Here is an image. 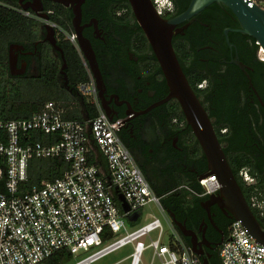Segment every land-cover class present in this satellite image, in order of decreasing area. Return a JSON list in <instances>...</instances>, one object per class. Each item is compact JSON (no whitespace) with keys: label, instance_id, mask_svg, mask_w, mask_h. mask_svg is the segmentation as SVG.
Instances as JSON below:
<instances>
[{"label":"built area","instance_id":"obj_1","mask_svg":"<svg viewBox=\"0 0 264 264\" xmlns=\"http://www.w3.org/2000/svg\"><path fill=\"white\" fill-rule=\"evenodd\" d=\"M246 1L264 9V0ZM153 3L160 15L172 9L163 0ZM15 10L38 18L21 8ZM48 23L55 28L57 40L70 41L81 55L88 80L78 84L76 92L95 106L98 114L84 121L69 119L64 102L49 101L29 119L0 120V264H42L62 250L73 256L69 264H94L128 245L133 249L128 256L130 264H140L147 250L152 251L151 264H202L170 219L173 234L167 236L156 216L139 224L150 204L166 213L160 197L123 141L121 120H110L102 109L96 79L76 33L51 20ZM260 53L264 55L262 50ZM31 131L58 133L60 141L22 144V137ZM61 157L71 163L61 178L22 191L20 184L28 179L32 158ZM100 157L106 161V171L90 161ZM200 184L203 195L220 189L216 176L205 177ZM119 194L129 211H123ZM135 212H140L138 220L129 221ZM219 256L222 264H264V245L250 235L241 220H233Z\"/></svg>","mask_w":264,"mask_h":264},{"label":"flooded vegetation","instance_id":"obj_2","mask_svg":"<svg viewBox=\"0 0 264 264\" xmlns=\"http://www.w3.org/2000/svg\"><path fill=\"white\" fill-rule=\"evenodd\" d=\"M107 1L110 2L85 0L81 4V25L85 26L83 34L86 37L87 34L91 36L95 43L94 49L99 55V65L105 82L104 94L102 98L99 97L101 107L115 120H121L120 134L142 171H146L147 175H158L159 181L162 176V181L167 186L177 185V174L180 175L179 188L195 204V208L193 212L184 208L179 214L173 213L177 221L197 233L200 242L209 243V247L202 246L200 260L203 264L204 258L210 254L209 264H212L211 252L221 246L218 244L222 239L228 237L229 225L234 219L230 217L225 206L214 202L215 199H220V189L211 195H203V188L202 191L196 189L200 184V176L210 173L208 161L187 121L179 123L174 119L169 123L168 109L178 101L171 99L158 104L167 97L169 89L147 37L146 41L143 38L142 34L145 33L136 20L130 3V9L122 8L116 12L118 17L129 19L128 23L113 26L97 18L109 15L110 6ZM169 1L172 9L162 15L165 19L182 13L176 12L177 1L181 5L186 3V0ZM11 4L18 5L22 10L21 5L42 9V13L48 14L50 19L56 15L54 8L62 7L73 15L76 6L75 0H0V5ZM28 11L37 17L31 9ZM228 13L224 5L213 4L206 8L183 33L174 35L173 47L190 85L193 75L200 70L213 76L204 78L197 84V88L203 91L215 87L213 94L199 96V93H195L206 111L209 108L215 113L211 120L219 142L243 196L258 220L257 216L264 218V150L260 148L261 152H257L254 145L259 142L264 145V102L254 80L264 81V66L254 67L242 59L237 42L243 44L246 38L241 33L236 38L237 42H232L229 36L232 31L228 32L229 42L227 41L225 30L237 29L227 25L229 21H233ZM36 19L43 26L44 19ZM94 19L98 20V33L94 24L86 26ZM41 43L49 44L44 39ZM185 46L190 48V55H182L181 50ZM52 50L53 53L56 52L53 47ZM15 52L18 55L19 68L24 62L28 63V70L24 75L35 74L32 71H37V61L41 60V53L37 50L26 51L25 47L24 50ZM261 55L259 50L257 59L264 61V55ZM236 57L246 66L254 89L242 69L232 62ZM219 69L226 74L216 78L211 73ZM245 83L248 89L243 88ZM236 151L250 153L253 163L237 169L234 160L229 156ZM254 201L261 203V206L255 205ZM204 204L209 206V212ZM167 215L173 223L169 213Z\"/></svg>","mask_w":264,"mask_h":264},{"label":"trees","instance_id":"obj_3","mask_svg":"<svg viewBox=\"0 0 264 264\" xmlns=\"http://www.w3.org/2000/svg\"><path fill=\"white\" fill-rule=\"evenodd\" d=\"M190 0H186L184 5H181L179 1L176 2V12L180 13L187 9ZM109 8V15L97 16L99 20L106 21L113 26L124 25L128 23L129 19L120 18L116 15V12L122 8H129L128 0H110L107 1ZM18 5H0V120L10 121L18 119H29L35 113L39 112L45 103L49 101L64 102L67 107L66 118L74 119L78 121H84L87 117H94L98 114L95 106L91 105L82 99L76 92L78 84L88 80V73L83 64L81 55L77 51L76 47L63 37L58 40L59 46L63 49L67 64V77L69 81V89L64 86V81L60 75V70L63 65L61 55L57 52H52V47L49 44H42L41 40L44 39V31L42 29L41 22L33 17L25 16L15 10ZM56 15L51 17V21L57 23L63 28L73 30L72 20L73 15L62 7L54 8ZM228 14L233 18V21H229L227 25L232 27H240V24L234 14L227 8ZM229 16V17H230ZM86 19V18H85ZM88 19V18H87ZM86 19V20H87ZM246 38L243 44L237 42V37L240 33H229L230 40L237 42L241 57L244 61L248 62L252 66L262 65L264 61L257 59V54L260 50L257 41L249 35L241 33ZM143 38L146 39L144 34ZM87 37L93 42L91 36L87 34ZM12 44L22 45L26 51H35L41 53L42 58L38 60L37 71L33 75L24 76H11L9 72V47ZM190 48L185 46L182 48V55H190ZM97 53V52H96ZM98 61L100 62L99 55L97 53ZM159 67V66H158ZM214 76L226 74L221 69L212 72ZM210 73L205 71H198L193 75V82L191 85L195 92L200 96L204 94L209 96L214 93L215 87L208 90H199L197 84L204 78H212ZM255 85L260 93L262 101L264 102V81L254 80ZM244 89H248L247 83L243 86ZM238 91L240 89H237ZM258 105L261 103L257 101ZM237 100L235 105H237ZM248 104V103H247ZM214 104H212L213 106ZM217 104H215L216 106ZM225 105V104H222ZM222 105H220L222 107ZM226 106V105H225ZM210 118L213 120L215 113L212 109L208 108ZM169 123H172L174 119L178 122L186 121L184 114L181 111V107L178 102L171 104L168 109ZM122 137V136H121ZM123 141L126 140L122 137ZM60 141V135L58 133L45 134L40 131H31L25 137H22L21 143H36L51 145ZM257 152L264 150V145L258 143L254 145ZM228 153V150H227ZM236 165V168L245 166L246 164H252V156L247 151H236L229 155ZM90 161L97 165H102L106 171V161L103 157H100L98 161L93 158ZM71 168V163L64 158H32L28 167V179L26 182L20 184L22 191H30L34 186H41L44 181H54L61 178L63 174ZM148 181L150 182L154 192L160 197L161 205L167 212H176L179 214L182 209L188 208L190 211H194V205L192 201L186 198V194L179 188L181 184L180 175L177 174L179 180L175 186H167L164 178L161 176V180L157 178L158 175H147L146 171H143ZM163 178V179H162ZM198 191H202V186L198 184L196 188ZM248 202H250V195L248 196ZM258 220L262 226H264V218L259 216ZM184 219V217H182ZM232 222H230L231 225ZM134 225L133 223H131ZM229 225V226H230ZM175 229L181 235L185 243L191 245L190 240L184 237L179 229L175 226ZM218 247L212 251V264H222L219 256ZM73 261V256L66 250L58 251L51 258L46 260L47 264H69Z\"/></svg>","mask_w":264,"mask_h":264},{"label":"water","instance_id":"obj_4","mask_svg":"<svg viewBox=\"0 0 264 264\" xmlns=\"http://www.w3.org/2000/svg\"><path fill=\"white\" fill-rule=\"evenodd\" d=\"M85 0H75L76 6L73 9V30L78 37V43L87 61L97 83L99 97L102 98L105 91V82L100 69L97 53L92 45V42L83 34L82 9L81 4ZM136 20L145 33L151 48L159 62L161 70L166 79L169 93L160 103L168 102L171 99H176L181 107L188 125L191 127L199 144L208 161L210 173L200 176V179L210 175L216 176L221 186L220 199H215L222 207L225 206L230 213V217L234 220H241L244 226L249 230L250 235L260 244L264 245V227L257 220L251 211L247 201L245 200L240 186L238 185L233 171L231 170L221 143L215 132L212 120L199 100L194 89L190 85L186 74L179 62L177 54L173 47V37L175 34L183 33V31L194 21L195 17L213 4L226 6L236 17L240 24V28L226 29L225 34L229 42L228 32H239L251 36L257 41L260 46V51L264 53V9L257 5L250 6L246 0H191L188 8L179 15L165 19L158 13L153 0H128ZM23 10L31 9L37 17L45 20L43 23L44 41L48 42L53 49L61 55L63 65L60 70V75L64 81V86L69 89V81L66 73L67 64L63 49L59 46L56 37V30L48 22L51 20L49 15L42 13V9L30 8L21 5ZM94 24L98 33V20L94 19L90 26ZM183 27L178 28L179 25ZM231 46V44L229 43ZM16 50H24V46L12 44L9 49V72L11 76H21L26 74L28 63L24 62L21 67H18V55ZM238 65L245 73L250 81V86L254 89L246 66L236 57L232 61ZM146 112V111H145ZM110 120H115L113 116L106 112ZM117 190V189H116ZM121 201L123 211H129V206L123 195H118ZM204 208L209 212V206L204 204ZM166 212V211H165ZM174 225L179 229L184 237L190 238V243L193 252L199 257L203 253V245L210 246L206 241H199L197 233L189 230L186 225L176 220L173 212L167 211ZM140 212H135L128 217L131 222H136ZM224 239H222V242ZM219 243L218 245L222 244ZM209 257L204 258L203 264H209Z\"/></svg>","mask_w":264,"mask_h":264},{"label":"rangeland","instance_id":"obj_5","mask_svg":"<svg viewBox=\"0 0 264 264\" xmlns=\"http://www.w3.org/2000/svg\"><path fill=\"white\" fill-rule=\"evenodd\" d=\"M163 2L166 4L167 7L171 8L172 4L169 0H163ZM263 55H261L262 57ZM32 73H36V69L32 71ZM150 215L158 217L163 224V227L166 231V236L173 234L172 229L170 228L169 222H168V215L167 213H163L158 207H156L154 204H150L149 206L144 208L143 215L139 221V224H144L151 220ZM154 234V233H153ZM133 249L131 245L125 246L103 258L96 261L94 264H130V259L128 256L132 253ZM87 255L81 256L82 259ZM152 260V251L147 250L142 255V261L140 264H151ZM47 264V263H42ZM72 264V263H71Z\"/></svg>","mask_w":264,"mask_h":264},{"label":"crops","instance_id":"obj_6","mask_svg":"<svg viewBox=\"0 0 264 264\" xmlns=\"http://www.w3.org/2000/svg\"><path fill=\"white\" fill-rule=\"evenodd\" d=\"M95 150L98 152V150H97L96 146H95ZM100 166L102 167L101 163H100ZM102 168H103V167H102Z\"/></svg>","mask_w":264,"mask_h":264}]
</instances>
